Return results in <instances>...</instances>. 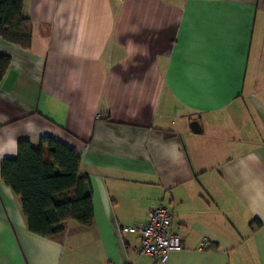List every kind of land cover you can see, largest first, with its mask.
<instances>
[{
	"label": "crops",
	"instance_id": "crops-1",
	"mask_svg": "<svg viewBox=\"0 0 264 264\" xmlns=\"http://www.w3.org/2000/svg\"><path fill=\"white\" fill-rule=\"evenodd\" d=\"M23 14L30 47L0 37V264H160L121 228L161 206L185 244L167 264H264V0H23ZM42 138L82 154L90 228L28 230L1 165Z\"/></svg>",
	"mask_w": 264,
	"mask_h": 264
},
{
	"label": "trees",
	"instance_id": "trees-1",
	"mask_svg": "<svg viewBox=\"0 0 264 264\" xmlns=\"http://www.w3.org/2000/svg\"><path fill=\"white\" fill-rule=\"evenodd\" d=\"M31 23L23 14V0H0V37L22 49L31 45ZM11 65L0 55V83ZM82 154L53 138H42L39 148L18 144L15 159L1 165L4 183L22 200L28 230L54 238L63 231L57 225L77 222L90 228L94 220L89 179L82 175Z\"/></svg>",
	"mask_w": 264,
	"mask_h": 264
},
{
	"label": "built area",
	"instance_id": "built-area-1",
	"mask_svg": "<svg viewBox=\"0 0 264 264\" xmlns=\"http://www.w3.org/2000/svg\"><path fill=\"white\" fill-rule=\"evenodd\" d=\"M139 236L138 253L157 257L160 264H167L169 255L184 249V240L173 232L172 214L163 206L150 210L145 223L136 227L121 228Z\"/></svg>",
	"mask_w": 264,
	"mask_h": 264
},
{
	"label": "water",
	"instance_id": "water-1",
	"mask_svg": "<svg viewBox=\"0 0 264 264\" xmlns=\"http://www.w3.org/2000/svg\"><path fill=\"white\" fill-rule=\"evenodd\" d=\"M192 129H193L194 133H196V134H199L201 132V127H200L198 122H194L192 124Z\"/></svg>",
	"mask_w": 264,
	"mask_h": 264
}]
</instances>
